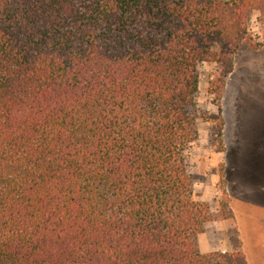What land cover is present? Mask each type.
Here are the masks:
<instances>
[{"label": "trees", "instance_id": "obj_1", "mask_svg": "<svg viewBox=\"0 0 264 264\" xmlns=\"http://www.w3.org/2000/svg\"><path fill=\"white\" fill-rule=\"evenodd\" d=\"M255 13L258 49L264 0H0V264H249L200 251L190 150Z\"/></svg>", "mask_w": 264, "mask_h": 264}, {"label": "rangeland", "instance_id": "obj_2", "mask_svg": "<svg viewBox=\"0 0 264 264\" xmlns=\"http://www.w3.org/2000/svg\"><path fill=\"white\" fill-rule=\"evenodd\" d=\"M257 17V13L251 17V41L241 46L234 64L241 97L245 99L249 91H258L261 99L253 105V113L247 114L244 105L237 111L229 107L238 131H232V136L228 131L226 136L224 160L228 170L219 155L224 146L218 138L219 122L224 125L227 121L222 114V105L229 106L227 84L222 96L215 92L211 85L217 79L215 65L203 64L199 69L197 106L202 119L198 121V140L190 150L194 196L209 205L212 218L199 236L200 251L203 254L242 251L249 264H264V46L254 48L262 43ZM230 172L240 178L241 188L247 187L249 194L243 190L237 194L231 189ZM223 193L231 202L234 220L215 221Z\"/></svg>", "mask_w": 264, "mask_h": 264}, {"label": "crops", "instance_id": "obj_3", "mask_svg": "<svg viewBox=\"0 0 264 264\" xmlns=\"http://www.w3.org/2000/svg\"><path fill=\"white\" fill-rule=\"evenodd\" d=\"M235 74H236V69H235V64H234V70L232 72V74L226 79V89L227 90V93H228V97H227V103L229 104V106L225 107L222 105V114L223 116H225L227 119V121L224 123V129H223V138H222V143H223V146H224V151L219 153L220 157L223 158V162H224V165L225 167L227 166L225 160H224V157H225V154H226V146H227V141H226V136H227V133L228 131H230V134L232 136V131H238V129L236 128V125L233 123L234 122V117H232L233 113H232V110L231 108H229L230 106L231 107H235L237 111L238 107L241 105L244 107H246V113L248 114L249 112H252L253 113V105L255 104V102L260 103V100L261 99L259 96L261 95L260 93L257 92H253V91H249L248 94H249V97H246L244 99V97H241L240 93H239V88H238V83H237V77H235ZM258 93V95H257ZM255 96V97H253ZM250 109H249V108ZM229 109V110H228ZM241 130V129H239ZM247 134V132H246ZM229 139H230V136H229ZM228 166L226 167V169L228 170ZM234 172H230V187L231 189L234 190L235 193L239 194L242 190L244 191L245 194H249V189L246 187V188H241V183H240V178L235 174L233 175ZM239 180V181H238ZM228 185V186H229ZM239 192V193H238ZM237 197V196H236ZM238 198V197H237ZM239 200V199H238ZM231 203V202H230ZM259 208H262V206H259ZM233 210V209H232ZM234 212V211H233Z\"/></svg>", "mask_w": 264, "mask_h": 264}]
</instances>
